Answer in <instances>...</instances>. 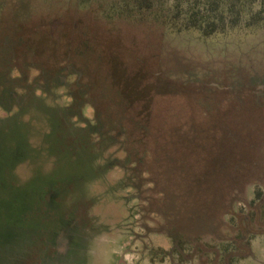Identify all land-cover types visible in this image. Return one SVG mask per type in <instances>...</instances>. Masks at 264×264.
I'll list each match as a JSON object with an SVG mask.
<instances>
[{"label": "rangeland", "instance_id": "obj_1", "mask_svg": "<svg viewBox=\"0 0 264 264\" xmlns=\"http://www.w3.org/2000/svg\"><path fill=\"white\" fill-rule=\"evenodd\" d=\"M0 264H264V0H0Z\"/></svg>", "mask_w": 264, "mask_h": 264}, {"label": "trees", "instance_id": "obj_2", "mask_svg": "<svg viewBox=\"0 0 264 264\" xmlns=\"http://www.w3.org/2000/svg\"><path fill=\"white\" fill-rule=\"evenodd\" d=\"M145 7H148V5L146 4ZM174 27L177 28V29H179V27L175 26L174 24L173 25H170V28L171 29H173ZM185 27L200 30V26L197 25V24H195V23H193V24H191L189 26L188 25H185ZM214 30H215L214 28L210 27L207 31H205V34H209V33L213 32ZM202 33H203V31H202Z\"/></svg>", "mask_w": 264, "mask_h": 264}]
</instances>
